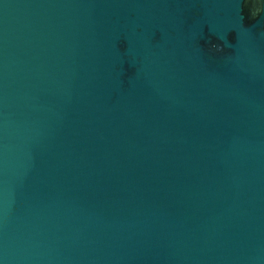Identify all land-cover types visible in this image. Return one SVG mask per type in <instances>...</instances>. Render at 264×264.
Returning <instances> with one entry per match:
<instances>
[{"label":"water","instance_id":"obj_1","mask_svg":"<svg viewBox=\"0 0 264 264\" xmlns=\"http://www.w3.org/2000/svg\"><path fill=\"white\" fill-rule=\"evenodd\" d=\"M0 264H264V0H0Z\"/></svg>","mask_w":264,"mask_h":264}]
</instances>
